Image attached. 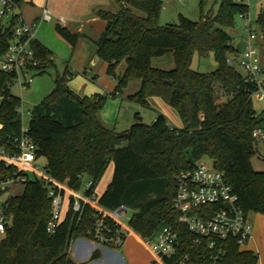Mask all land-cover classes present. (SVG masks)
<instances>
[{"label":"trees","instance_id":"16d2710c","mask_svg":"<svg viewBox=\"0 0 264 264\" xmlns=\"http://www.w3.org/2000/svg\"><path fill=\"white\" fill-rule=\"evenodd\" d=\"M16 1L20 4L22 0ZM115 1L117 11H98L105 27L95 42L96 56L107 63L108 74L115 75L117 65L125 63L115 94L130 80L139 79V89L128 99L148 106L149 98L158 96L177 110L183 126L171 125L162 114L151 124L137 120L124 132L105 126L98 113L106 96L76 94L68 85L75 74L66 66L56 73L52 91L30 111L28 131L37 158H45L48 175L74 190L82 187L85 177L95 190L112 163L111 180L97 194L98 202L106 208L125 204L133 209L128 224L141 238L152 237L168 225L179 233L176 256L188 254L195 264H257L258 255L241 249L233 239L217 241L214 248L194 244V235L173 207L177 174L208 158L225 173L245 213L264 215V171L254 170L250 159L261 139L253 131H264V112L257 113L253 105L259 88L228 62L231 56L238 57L239 50L227 28L234 25L237 15L245 17L247 3L214 0L219 4L215 13L202 11L198 21L179 15L177 23L162 25V0ZM204 2L200 0L201 8ZM256 23L264 37V6ZM55 29L72 45L82 35L61 24ZM9 37L10 28L0 29V57ZM32 45L40 60L38 73L55 66L48 47L37 40ZM167 53L173 55V68L152 65L153 57ZM210 53L217 63L213 71L199 72L191 67L195 54L207 57ZM13 82L12 75L0 70V94L4 95L1 135L5 140L19 137L21 131L18 107L22 101L10 91ZM11 175L14 168L0 163V176ZM48 190L46 182L29 175L22 193L4 201L0 264H83L72 259L69 249L74 239L91 238L92 208L85 206L77 213L69 201L63 220L49 233ZM99 256L95 250L91 259Z\"/></svg>","mask_w":264,"mask_h":264},{"label":"built area","instance_id":"2783aa9c","mask_svg":"<svg viewBox=\"0 0 264 264\" xmlns=\"http://www.w3.org/2000/svg\"><path fill=\"white\" fill-rule=\"evenodd\" d=\"M54 17L62 24L65 22L64 18L57 17L47 6L42 8L38 21H29L16 0H0V29L10 28L7 48L0 57V70L12 75L14 82L22 87L32 82L40 66L32 45L37 40L38 26L40 22H50ZM245 27L247 36L244 48L236 59L231 56L228 62L240 68L248 81L256 82L259 88L257 92L264 93L256 29L248 19H245ZM3 100L4 95L0 94V106ZM18 112L22 114L21 106ZM3 128L4 124L0 120V163L12 166L14 175L5 178L0 176V191L12 184H23L29 175L46 182L51 198V217L47 224L49 233H53L63 220L70 201L72 210L77 213H81L85 206L92 208L93 226L88 234L96 243L119 248L133 234L128 224L130 216L127 205L121 204L115 208L101 205L97 193L91 190L90 180L82 184L79 190H74L52 178L45 168L41 170L36 163L37 147L28 127L21 126L19 137L6 140L1 135ZM253 135L263 139L264 131L257 128ZM173 207L179 212V220L194 235V244L206 243L208 248H214L217 241L233 239L243 249L252 239L253 225L240 206L239 198L225 173L203 159L177 174ZM4 228L5 217L1 215L0 231L4 232ZM141 239L159 264H195L188 254L176 256L180 237L171 226L164 225L152 237Z\"/></svg>","mask_w":264,"mask_h":264},{"label":"rangeland","instance_id":"374dc122","mask_svg":"<svg viewBox=\"0 0 264 264\" xmlns=\"http://www.w3.org/2000/svg\"><path fill=\"white\" fill-rule=\"evenodd\" d=\"M163 7L160 13V23H177L179 15H183L193 21H198L201 12L215 13L218 10V3L214 0H205L200 5V0H162ZM248 5V12L245 17L250 20L256 29L258 52L264 68V40L260 32V28L256 23V17L264 6V0H245ZM47 6L54 14L61 15L68 23L69 30L72 32L81 31L91 37H97L104 29L105 22L97 15L98 10L117 11L119 4L115 0H24L22 10L28 19L40 15L41 8ZM245 20L241 16H236L234 25L227 28V32L233 39L239 38L246 32L244 26ZM59 21L54 17L50 22H42L39 26L38 37L48 44L54 55L55 66L47 68L43 73H37L33 76L32 82L25 87L14 82L10 88L13 95L21 98V126L27 128L31 118L30 111L34 105L38 104L54 87V79L57 72L62 73L66 66L74 72V77L68 82L69 87L80 96L92 97L95 94L105 95L106 98L98 113L101 122L109 127L114 128L117 132H124L131 127L137 120H141L145 124H151L158 114L164 115L169 123L176 127H182V120L177 110L166 103L158 96L149 98V105L143 106L128 99V95L133 94L139 89L140 80H130L120 92L115 94L116 85L119 77L125 67L122 61L114 70L115 75L107 73V63L96 57V45L90 38H84L83 34L78 38L77 42L72 45L64 38L61 39L56 34V25ZM44 35H48L44 37ZM94 58L95 65L90 64L91 58ZM93 60V61H94ZM152 65L164 70H170L174 67V59L172 53H167L163 56L153 57ZM217 66L216 60L212 53L207 57H199L195 54L192 58L191 67L199 72L213 71ZM86 69H91L88 73ZM241 71L240 68H237ZM262 79V74L260 76ZM113 94V95H112ZM253 105L257 113L264 112V93L256 92L253 95ZM264 128V123L262 124ZM251 164L254 170L264 171V141L258 140L257 150L251 156ZM206 163H211L210 159L204 158ZM37 165L44 171L45 158L39 157L36 161ZM112 163L107 167L103 177L97 184L95 192L101 193L109 184L112 176ZM88 181L87 177L83 179V184ZM23 191V184H12L0 194V206L6 197L18 195ZM133 214V209L129 208L128 216ZM260 213L250 212L248 219ZM257 216V215H256ZM264 218V215H260ZM264 235V225H263ZM253 234V233H252ZM135 238L131 237L132 251L137 258L144 260L146 264H159L153 261V257L147 250L146 246L137 243ZM262 249L260 250V258L258 256L257 264H262L264 260V237ZM246 245L243 249H249ZM252 249V248H251ZM256 248L252 249L255 254L259 255ZM264 262V261H263ZM123 264V259H121Z\"/></svg>","mask_w":264,"mask_h":264},{"label":"crops","instance_id":"0c3cea01","mask_svg":"<svg viewBox=\"0 0 264 264\" xmlns=\"http://www.w3.org/2000/svg\"><path fill=\"white\" fill-rule=\"evenodd\" d=\"M23 1L24 0L21 1V3L19 4V7L21 9L22 14L24 15V10H22V8H21ZM41 11H42V8H41ZM40 15H41V13H40ZM40 15L35 16V17H29L28 19L25 17V15H24V17L27 20H29V21H38ZM97 15H98V13H97ZM56 16L57 17H62L61 15H56ZM56 19L58 20V18H56ZM243 19L245 20L246 17H243ZM41 23L42 22H40V24ZM40 24H39V26H40ZM59 24H61L62 26L66 27L69 30V25H68V23H67L66 20H65V22L63 24L60 23V21H59ZM39 26H38V29H39ZM244 26H245V22H244ZM104 27H105V25H104ZM38 29H37V32H36L37 41H40L42 44H44L46 47H48V44L45 41L41 40L38 37V31H39ZM69 31H71V30H69ZM73 33L83 34L84 38H90L91 41H93V43L95 45H96L95 42H96V40L98 39V37L100 35L99 34L97 37H91L90 35H87L86 33H82L79 30H78V32H73ZM56 34L58 35V37H60L61 39H63L61 37V35H59L57 33V31H56ZM46 36H48V35H44V37H46ZM246 36H247V34L245 33L244 35H241L239 38L233 39L234 46L239 50L238 54H240V52L244 48ZM263 40H264V37H263ZM256 45L258 47L257 38H256ZM95 55H96V53H95ZM52 57H53V60H54V55H52ZM94 58L95 57L91 58V60H90V64L92 66H94L95 63H96L95 60H94ZM260 62H261V59H260ZM261 66L263 68L262 62H261ZM86 70L88 71V73H91L92 72L91 69H86ZM37 73H38V71L35 73V75ZM259 140L260 141H264V138L263 139H259ZM5 190L0 191V194L3 191H5ZM7 198L8 197H6L4 199V201ZM4 201L2 202V205L0 206V216L2 215V207H3ZM256 215L252 218V221L249 219L250 222L253 225V234H252L251 241L248 243V246L249 247L251 246L252 249L256 248L255 250L259 254L258 256L260 258V250L262 249V242H263L262 239L264 237L263 231H262L263 230V225H264V218H262L260 216L261 214L260 215L256 214ZM131 237L135 238L134 240L137 243H140L143 246L145 245L143 243V240L141 239V237L139 235H137L135 232H133V234H131L130 236H128L127 239L125 240L124 244L121 247H119V248H112V247H108V246H103V245H100V244L96 243L91 238L79 237V238H76V239H74L72 241V243L70 245L69 253H70V256L72 257L73 260H75L76 262H79V263H83V264H121V259H123V264H146V262H144V260L137 258L136 255L133 253V251L131 249V247H132V242L130 241ZM3 238H4V232L0 231V241ZM251 248H249L247 250H251L252 251ZM95 250H99L100 256L98 258L91 259V256H92V254H93V252ZM147 250L149 251V253L153 257V255L150 252V250L148 248H147ZM153 261L156 262V260L154 259V257H153ZM263 261L264 260L262 259L261 260V263L262 264H264Z\"/></svg>","mask_w":264,"mask_h":264}]
</instances>
